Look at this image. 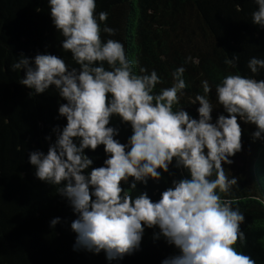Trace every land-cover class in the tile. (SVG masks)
Wrapping results in <instances>:
<instances>
[{"label":"clouds","instance_id":"obj_1","mask_svg":"<svg viewBox=\"0 0 264 264\" xmlns=\"http://www.w3.org/2000/svg\"><path fill=\"white\" fill-rule=\"evenodd\" d=\"M256 3L252 20L264 26V0ZM50 6L53 22L65 38L63 49L72 53L79 70H69L64 59L52 54L36 55L34 64L21 54L10 67L26 70L20 83L35 93L55 85L67 100L59 107L66 126L62 131L54 129L57 139L47 154L32 151L29 159L39 179L54 185L66 181L58 191L79 214L72 222L77 246L97 253L105 250L111 260L140 246L144 225H158L168 242L180 249L163 264H255L234 247L244 237L240 224L245 216L227 198L238 179L226 174L222 162L231 164L229 157L242 148L238 116L257 125L254 137L264 134V79L241 74L224 77L216 92L229 115L221 114L216 123L211 122V86L202 81L203 94L191 102L200 103L197 120L182 107L174 110L187 87L185 67L172 73V86L156 92L163 81L155 70L148 74L141 67L137 72L122 42L102 39V31L114 35L116 29L106 24L101 29L108 13L100 12L97 19L96 0H50ZM238 60L234 56L225 63L235 67ZM247 66L256 74L264 69V59L252 57ZM113 114L132 126L127 145L114 139L119 130L108 126ZM73 138H81L79 144ZM101 144L110 154L106 166L85 175L83 170L93 160L84 150ZM174 157L191 178L174 181L158 202L146 192L133 198L122 188L121 182L129 177L144 183L149 176L159 179L158 169L167 172ZM131 188H136L135 182ZM59 221L56 217L51 225Z\"/></svg>","mask_w":264,"mask_h":264},{"label":"trees","instance_id":"obj_2","mask_svg":"<svg viewBox=\"0 0 264 264\" xmlns=\"http://www.w3.org/2000/svg\"><path fill=\"white\" fill-rule=\"evenodd\" d=\"M257 9L256 0H96L95 14L98 19L100 12L108 13L101 29L105 24L116 29L114 35L102 31L105 42H122L128 58L136 62L137 72L143 67L148 74L155 70L162 78L156 92L172 86L176 68H186L183 78L187 87L174 110L182 107L198 120L200 103L191 102L203 94L202 81L207 80L213 103L211 122L216 123L221 114L229 115L216 92L224 77L241 74L264 79V69L253 74L247 66L252 57L264 59V26L252 20ZM64 39L53 22L50 0H0V264H163L180 249L168 242L158 225H144L140 246L111 260L105 250L97 253L77 246L72 222L79 214L58 191L66 181L61 185L43 181L30 163V153L39 150L47 154L57 139L54 129L62 131L66 126L67 118L60 115L59 107L67 100L55 85L35 93L20 83L26 70L13 71L10 66L21 54L33 64L36 55L52 54L64 59L69 70H79L72 53L63 49ZM234 56H239L236 66L227 65L225 59ZM238 123L242 128L239 154L245 169L222 162L226 174L238 179L227 198L233 199V208L245 216L240 224L244 237L234 247L255 264H264V134L254 137L257 125L239 116ZM108 126L119 130L114 139L128 144L133 134L130 122L113 114ZM73 139L79 144L81 138ZM84 152L93 160L83 170L85 175L106 166L110 155L102 144ZM158 171L159 179L149 176L144 183L129 177L121 186L133 198L146 192L158 202L165 190L174 187V181L191 178L175 157L167 172ZM134 182L136 188L132 189ZM56 217L60 221L53 227L51 221Z\"/></svg>","mask_w":264,"mask_h":264},{"label":"rangeland","instance_id":"obj_3","mask_svg":"<svg viewBox=\"0 0 264 264\" xmlns=\"http://www.w3.org/2000/svg\"><path fill=\"white\" fill-rule=\"evenodd\" d=\"M234 156H235V158H234V160H232L231 164L236 165L239 169H240V167L245 169L246 164H245V161L243 159V156L239 154V151Z\"/></svg>","mask_w":264,"mask_h":264}]
</instances>
